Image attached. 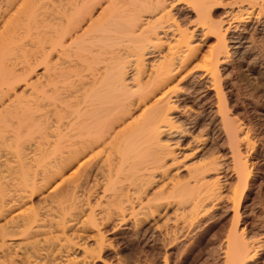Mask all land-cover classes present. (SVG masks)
Segmentation results:
<instances>
[{
    "label": "bare ground",
    "instance_id": "1",
    "mask_svg": "<svg viewBox=\"0 0 264 264\" xmlns=\"http://www.w3.org/2000/svg\"><path fill=\"white\" fill-rule=\"evenodd\" d=\"M179 1L193 8L191 29L172 13ZM225 1L0 0V264H95L104 248L99 225L140 221L171 200L193 219L218 200L224 163L204 150L215 132L188 116L194 83L203 96L214 92L238 214L255 163L242 146L254 139L227 111L220 66L245 41L242 25L254 18L264 26V0H233L226 18H214ZM198 31L216 39L204 52L192 40ZM195 124L192 153L175 148ZM86 228L96 229L97 248L77 241ZM243 229L227 232L224 264H248L264 249Z\"/></svg>",
    "mask_w": 264,
    "mask_h": 264
},
{
    "label": "rangeland",
    "instance_id": "2",
    "mask_svg": "<svg viewBox=\"0 0 264 264\" xmlns=\"http://www.w3.org/2000/svg\"><path fill=\"white\" fill-rule=\"evenodd\" d=\"M248 1L251 0H242L243 4H247ZM232 2L233 0H228L222 3L223 5L214 6L212 9L214 18H226L228 13L225 12L230 9ZM192 9L185 1H179L174 2L172 13L176 14L175 17L180 22H188L187 28L191 29L195 21ZM98 14L99 9H96L94 17ZM229 32H233V29ZM238 32L245 41L235 53H230V58L220 66L222 88L227 92V98H230L227 111L233 117L236 116L240 123L244 122L251 127L252 132L249 134L254 139L251 141V145L254 146H242L243 152H246L255 163L251 169L253 180L250 189L238 208L237 216H233L235 209L228 197L231 189L229 185L234 183L236 178L232 168L227 170L225 167L231 162L230 147L226 144L224 133L217 135L220 119L213 109L214 92L203 96L204 85L194 83L193 96L196 97L194 98L196 103L194 102V105L190 103L186 109L189 110L188 116L191 115L192 120L195 117L194 121H199V126L206 124L205 129L210 128L216 133H212V138L207 139L204 150L213 154V157L219 156L221 163H224L218 171L222 181L221 197L208 203L204 211L193 219L186 218L188 210L186 209L187 213L181 208L177 210L179 206L176 200H171L168 207L140 221H134L132 218L119 221L114 218L99 225L104 235V248L101 250L100 260L95 264H102L106 260L108 264H224L223 244L227 232L234 224H237L240 230L244 228L243 232L248 237H253L256 242L260 244L264 242V26L259 25L253 18L242 25ZM192 40L202 52L216 43L215 37L200 31L194 33ZM227 42L230 52H233L234 42L231 39ZM43 68L44 65L38 66L32 77L41 74ZM23 85L18 86L17 94L23 93ZM197 110H200V114ZM197 132L196 124L189 127L186 135L176 141L175 148L192 153L189 152L190 146L187 143ZM255 152L258 154L257 159L254 158ZM73 170L72 168L66 171L65 177L70 176ZM177 172L180 176L186 174L183 168ZM210 179L216 180V174ZM91 183L93 184L94 180ZM92 190L94 193L92 195L96 194L91 197L94 201L101 191L99 187ZM46 192L47 190L43 193ZM40 197L42 194H38L34 202H39ZM80 197L78 196V200L82 203L83 198ZM183 213L185 218L182 216ZM71 231L70 229L68 232ZM77 232L81 234L77 239L79 244L95 246L96 229H78ZM95 247L97 248V245ZM248 264H264V249L259 250L256 258Z\"/></svg>",
    "mask_w": 264,
    "mask_h": 264
}]
</instances>
